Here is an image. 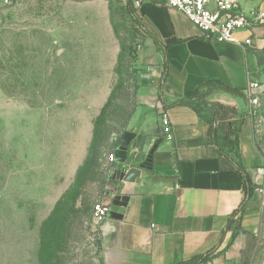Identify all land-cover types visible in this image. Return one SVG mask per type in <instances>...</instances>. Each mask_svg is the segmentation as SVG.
Wrapping results in <instances>:
<instances>
[{
    "label": "rangeland",
    "instance_id": "rangeland-1",
    "mask_svg": "<svg viewBox=\"0 0 264 264\" xmlns=\"http://www.w3.org/2000/svg\"><path fill=\"white\" fill-rule=\"evenodd\" d=\"M138 31L126 0H0V264H102L90 213L137 107ZM260 86L245 104L264 157Z\"/></svg>",
    "mask_w": 264,
    "mask_h": 264
},
{
    "label": "crops",
    "instance_id": "crops-1",
    "mask_svg": "<svg viewBox=\"0 0 264 264\" xmlns=\"http://www.w3.org/2000/svg\"><path fill=\"white\" fill-rule=\"evenodd\" d=\"M131 1L145 29L136 23L143 47L137 57L138 103L128 131L151 137L150 148L155 144L158 148L151 169L142 170L134 183L113 180L117 161L106 166L101 201L107 205L114 196L123 195L128 203L122 219L107 216L95 223L102 264H188L215 248V256L205 264H264V198L255 191L241 219L225 231L245 199L243 174L221 167L223 157L210 137L212 110L202 106L199 113L198 101L192 102L197 95L202 97L214 108L218 125L223 120L237 123L240 159L236 160L260 187L264 157L245 99L219 86L246 92L249 84L262 83L264 28L237 34L241 42L250 39L249 46L209 42L181 11L161 3ZM260 6L264 10V2ZM166 62L167 78L161 89ZM163 113L170 118L172 140L163 134ZM119 144L111 151L115 157ZM128 159L138 167L146 155L131 148ZM112 184L115 191L108 196Z\"/></svg>",
    "mask_w": 264,
    "mask_h": 264
},
{
    "label": "built area",
    "instance_id": "built-area-1",
    "mask_svg": "<svg viewBox=\"0 0 264 264\" xmlns=\"http://www.w3.org/2000/svg\"><path fill=\"white\" fill-rule=\"evenodd\" d=\"M153 3H161L168 8L177 9L202 32L203 38L209 42L239 45L241 47L251 45V40L240 41L237 34L242 31H251L254 28H264V10L261 8L245 12L242 9L243 0H146ZM9 2V0H6ZM264 73V70H263ZM260 85L249 84L246 90L247 98L257 103L255 90ZM161 126L165 138L173 139V127L169 116L163 113ZM109 163L116 162L115 154L107 158ZM264 198V183L256 189ZM110 204L102 201L95 204L92 211L94 223L107 218Z\"/></svg>",
    "mask_w": 264,
    "mask_h": 264
},
{
    "label": "trees",
    "instance_id": "trees-1",
    "mask_svg": "<svg viewBox=\"0 0 264 264\" xmlns=\"http://www.w3.org/2000/svg\"><path fill=\"white\" fill-rule=\"evenodd\" d=\"M126 8L128 9L132 20L135 23H137L139 26L143 27L142 24L137 19V17L135 16V10L133 8V3L131 0H126ZM143 29H145V28L143 27ZM155 43L159 46V48L162 49V46L160 45V43L158 41L155 40ZM123 54H124V49L121 51V53L119 55V62H121ZM262 61L263 60H261V62ZM167 69H168V62L165 63V72H164L163 78H162L161 89H162V86H164V83H165L166 78H167ZM122 82H123V80L120 77L118 84L116 85L115 89L112 92V95L109 99V102L107 103L105 108L102 110L101 115L98 117V119L96 121L95 131H94V140L95 141H97V138L99 135V127L101 125V122L103 121V119L106 116V112L110 107V103L113 99V96L121 89V87L123 85ZM219 88L226 91V92L232 93L236 96L242 97L245 100H247V96H246V93L244 92V90L232 89L228 86H219ZM193 101H198V104H197L198 108H196V109L199 113L202 110L201 109L202 106H205V107L209 108L210 110H212V119L210 122V124H211V126H210V137L213 140L214 144L216 145L217 149L219 150L220 154L223 157L221 160V167L222 168H224L225 166L232 167V168H235V169L241 171V173L243 174V178H244L243 191H244L245 199L243 200L240 207L229 218L227 227L225 228V231H226L231 227V225L233 223H237L238 222L237 220L241 219V217L243 216V214L246 211V207H247L249 201L253 197V195H254V193L258 187L253 184L248 172L245 170L243 165L236 160V159H240L239 139H238L240 127L237 126V123L226 122L223 120L221 122V124L218 125L216 123L217 120H216V117L214 116V113H213L214 108H212V106H209L203 100V98L198 96V95L192 100V102ZM124 132H126V131L123 130L122 134ZM121 136H120V138H121ZM120 138L115 139L112 146H116L118 144V142L120 143V141H121ZM96 155H97V151H96V148L94 147L92 149V161H91L92 163H94V161H95L94 157ZM90 218L92 219V213H90ZM47 224H48V222L45 223V225H47ZM240 230H241V228L239 227V230L234 232L233 240L238 236ZM215 253H216V248L207 252L206 254L195 256L194 258L191 259V261L188 264H205V263L209 262L215 256Z\"/></svg>",
    "mask_w": 264,
    "mask_h": 264
},
{
    "label": "water",
    "instance_id": "water-1",
    "mask_svg": "<svg viewBox=\"0 0 264 264\" xmlns=\"http://www.w3.org/2000/svg\"><path fill=\"white\" fill-rule=\"evenodd\" d=\"M152 138L145 135H137L133 132L126 131L121 136L120 145L116 152L118 156L116 161L117 166L114 169V178L116 182L134 183L141 177L142 170H150L153 162V155L158 148L155 144L150 148ZM134 148L139 154H145L146 160L138 165L132 167L134 159H128L129 150ZM115 191V184H112L111 196ZM128 203V197L123 195H116L112 198L110 203V210L108 216L116 219H122Z\"/></svg>",
    "mask_w": 264,
    "mask_h": 264
}]
</instances>
